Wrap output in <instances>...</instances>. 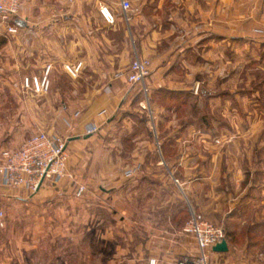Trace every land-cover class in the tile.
Masks as SVG:
<instances>
[{"label":"crops","instance_id":"obj_1","mask_svg":"<svg viewBox=\"0 0 264 264\" xmlns=\"http://www.w3.org/2000/svg\"><path fill=\"white\" fill-rule=\"evenodd\" d=\"M121 1L118 0V6ZM130 1L133 10L128 20L120 8L126 19L123 16L122 20L132 33V49L138 56L154 55L162 44H168L165 59L152 58L147 84L152 92L194 89L199 78L176 82L175 67H186L194 53L199 61L187 65L188 72H199L209 60L204 47H211L216 41L245 50L264 46V0ZM87 2L23 0L17 19L20 38L0 34V94L21 72L31 73L36 68L41 74L48 64L53 66L51 98L29 99L14 106L0 100V110H20V125L15 128L7 125L13 122V113L5 115V123L0 113V162L3 150L18 147L37 130L58 135L69 131L72 134L68 141V168L77 177L74 183L66 185L46 181L32 193L26 188L5 187L0 176V211L6 224L0 227V264H79L68 256L76 255L77 249L61 248L64 240H68L69 246L85 241L86 261L80 264H93L88 262V254H93L94 222L104 221L95 213L97 206L114 210L113 219L120 228L116 259L106 264H150L152 259L156 264H176L180 259L197 256L195 238L183 231L189 219L184 211L190 209L196 213L225 212L228 219L241 225L238 230H227L228 251H209L212 264H264V231L260 230L264 223V155L260 160L256 145L243 151L233 139H228L227 145L219 138L226 145H218L217 152H207L190 147L195 139L189 134H165L158 136L160 150L149 151L153 156L155 153V160L147 163L145 154L139 156L140 177L129 176L127 168L119 165L118 181H94L95 173H102L101 169L96 170L102 155L98 149L90 152L88 147L95 140L101 142L104 135L87 131L94 125L104 129L110 126L116 112L124 108L139 85L128 83L126 66L130 61H120V54L114 55L117 58L109 54L104 60L96 55L102 61L96 59L93 48L97 38L89 32L93 29L89 18L93 10L86 8ZM98 14L104 26H109L99 11ZM188 29L204 31H198L195 39L177 38V31ZM180 46L183 48L179 49ZM230 52L234 57L233 47ZM246 53L253 55L252 50ZM115 59L118 64H114ZM79 60L84 63L81 87L76 82L69 91L57 86L55 79L64 72L62 63ZM94 77L104 80L94 85L89 81ZM79 89L83 94L80 101L72 96L63 98ZM67 119L69 130L63 124ZM258 139L251 136L245 144L249 142L251 146ZM168 144L178 146V150L166 148ZM81 184L87 188L78 197L76 190ZM237 190H241L240 195L234 194ZM207 198H213L211 205L203 203ZM19 222L20 227L15 225ZM35 253L37 257L33 256Z\"/></svg>","mask_w":264,"mask_h":264},{"label":"rangeland","instance_id":"obj_2","mask_svg":"<svg viewBox=\"0 0 264 264\" xmlns=\"http://www.w3.org/2000/svg\"><path fill=\"white\" fill-rule=\"evenodd\" d=\"M117 3L118 0H88L85 6L86 8H91V11L93 10L92 15L89 17L93 22V29L89 32H93V36L95 39L97 38V43H95L93 48V54H95V56L97 55L104 60L107 59L104 57L109 54L113 56L115 54H120V61H130L126 66L128 67L127 70H129L132 61L140 56H138L136 50L134 51L132 49L129 39V36L132 33L127 24L122 20L124 14L120 8L121 6H118ZM103 4L108 5L111 9L113 8L112 5H114L117 9H112L115 17L114 23H108L105 20L109 26H104L105 22L98 14V11L100 12V6ZM131 12L132 11H128L126 13L127 20L128 14ZM116 16H119V18ZM117 18L118 20L120 19L118 23H116ZM123 19H125V16ZM192 22H194L193 19ZM192 24L194 23H191L190 25ZM198 31L204 30H179L177 31L179 34L177 35V38L181 41H187L190 39L189 37L195 39L199 35ZM210 33H212V31L206 32L203 35H209ZM20 36V31H18L15 35H8L7 37L20 38ZM62 36L64 35L62 34ZM165 41L168 40L166 39ZM128 44L131 48H129ZM172 44H174V41H172ZM167 45L168 44H162L159 47L160 51L158 53L156 52L154 55H149L147 57L151 60L154 57L159 59V61L165 59L167 57ZM186 46L187 45H185V50L187 48ZM232 47L235 55L234 57L230 56L232 53L230 52ZM171 48L172 47L169 49ZM181 48H183V46L179 47V49ZM190 50H194V48H191ZM204 50L206 58L209 60H207L208 62L202 66L203 68H200L201 70L199 69V72H188L189 68L187 65L189 66L191 63L199 61L194 53V59H189L190 64L187 63L186 67L185 65H177V67H175L173 78L176 82L185 79L194 81L195 76L199 78L200 82L197 83L195 81L194 89L189 91L190 94H186L187 92L179 94L158 91L153 93L150 92L155 108H152L151 105L150 107L147 106V108H143L140 101H134L135 92L131 98L127 99L124 108L119 109L116 112V115L113 118L114 121L110 126L105 127V129L104 127H98V130L94 134L98 136L104 135V138L101 142L96 140L90 142L91 144L88 147L90 152L93 149H98L100 155H102L100 158L101 162L98 164L99 167L96 166V170L101 169L102 173H95L94 181L103 182L104 184H107V182L118 181L120 177L118 172L119 165L127 168L126 173H128L129 176L140 177L141 172H139L140 167L138 166L140 164L139 156L141 153L145 154V160L147 163L151 160H155V153L153 156L149 151L152 149V151H156L157 153V151L160 150V146L162 145L158 140V136L162 137L165 134L176 135L181 132L185 135L189 134L190 138L195 139L194 142H190V147L194 146V149L199 148L207 152H217L218 145L220 147L226 145L224 142H219V138L225 140L226 143L228 142L227 145H230L228 139H233V141L236 142L235 145L238 149L243 151L245 148H253L254 145H256L255 149L259 150L260 153L259 159H263L264 46H256L254 48L249 47L245 50L240 46L237 47V45L228 46L226 42L219 43L216 41L211 47H204ZM251 50L253 55L247 56L246 52H250ZM236 51H238L237 54ZM97 56L96 59L101 60ZM114 57L117 58V56ZM64 64L65 63H62L61 65L64 72L55 79L57 86L69 91L70 88L73 87L74 82H76L79 87H81L80 84L83 82V79L81 78L82 73L79 77L73 78L65 71ZM114 64H118L116 59L114 60ZM89 69H92V67L89 66ZM39 75L40 74L36 71V68L31 70V73L21 72L18 76L13 78L11 85H4L6 88L3 87L2 89H4L5 92L2 90L0 100L14 106L13 104L15 103L29 99L38 101L40 99L51 98L53 96L50 92L53 82L52 76L50 90L44 95L33 94L31 91L28 92L23 89L22 84L26 77ZM102 80L104 79L97 77L89 79L94 85L97 83L99 85V82ZM146 83L148 84V78ZM81 91L82 90L79 89L78 93L72 95L67 94L65 97L63 95V98L66 99L72 96L73 100L80 101L78 99L83 96ZM140 98L144 101L147 100L145 94L140 96ZM19 111L20 110L15 108L9 111L4 110V108L1 109L0 113L3 118L2 122L5 123L6 114L9 115L10 113H13V122L10 125L8 123L7 125L8 127H19ZM206 120L209 121L208 124L205 122ZM68 123V119L65 123L63 122L64 125H67V129L69 130L70 123ZM182 125L184 129L180 131ZM71 134L72 132L68 131L62 136L69 138ZM251 136L253 138L258 136L259 139L250 146L249 142H247V144L245 143ZM166 148H170L172 151L178 150V146H170V144H168ZM105 154H108V157H106ZM257 168H261V166L257 165ZM67 171L69 176L60 182L63 185L69 184L70 182L74 183L77 180L75 174H73L68 168V162ZM237 192L238 193L234 194H241V190H237ZM187 201L188 200H186V203ZM212 201L213 198H207L203 203L208 206L212 204ZM192 211L193 209H190L189 212L184 211V213H187V219ZM197 212L209 221L222 227L225 232L232 229L238 230L241 227L238 222H233L228 219L225 216V212L218 214L213 211L210 213L204 211ZM95 213L98 214L99 218L103 217L104 221L101 222L100 220L94 222V238L92 240L93 254L92 256L88 254V262L92 261L93 264H106L107 262L115 261L116 259V246L120 241L117 234L120 228L117 225V221L113 219V214H115L114 210L109 211L108 209H103L97 206L95 207ZM246 214L248 215L250 213L246 212ZM20 224L21 222L17 224L15 223L18 227H20ZM243 229L245 230V228ZM260 230L264 231V223ZM67 242L68 240H64L63 243H61V248H69L71 251L77 249L78 253L76 255L69 254L68 256H72L73 261L75 259L79 264L84 263L86 261L85 241L82 240L80 243L72 244L71 246H69V243ZM89 242L90 239L88 240V251L90 249ZM33 256L37 257L38 255L35 253Z\"/></svg>","mask_w":264,"mask_h":264},{"label":"built area","instance_id":"obj_3","mask_svg":"<svg viewBox=\"0 0 264 264\" xmlns=\"http://www.w3.org/2000/svg\"><path fill=\"white\" fill-rule=\"evenodd\" d=\"M23 0H0V34L15 35L19 31L18 17ZM122 10L127 13L133 10L130 0L121 1ZM100 13L108 23H114L112 9L103 4ZM84 67L83 61L65 63V71L73 78L80 76ZM152 60L148 57H136L127 72V81L131 85L141 84L147 100L140 104L143 108L150 107L149 89L146 79L151 73ZM52 64H48L39 76L26 77L22 87L26 91L38 95L49 92L51 87ZM97 126H91L88 134L95 133ZM68 139L62 135L50 134L45 130H37L16 148H8L1 152L0 176L5 187L13 190L26 188L36 193L46 181L60 183L69 176L67 171ZM86 192V186L81 184L76 195L81 197ZM5 225L4 214L0 211V227ZM185 233L193 235L199 248V254L194 257L180 259L176 264H212L209 251L224 239L225 230L209 221L203 215L192 211L183 227ZM150 264H156L152 259Z\"/></svg>","mask_w":264,"mask_h":264},{"label":"trees","instance_id":"obj_4","mask_svg":"<svg viewBox=\"0 0 264 264\" xmlns=\"http://www.w3.org/2000/svg\"><path fill=\"white\" fill-rule=\"evenodd\" d=\"M83 69H84V67H83ZM82 72H83V70H82ZM81 72V73H82ZM150 75V74H149ZM149 77V76H148ZM147 77V78H148ZM147 80V79H146ZM136 85H139L138 86V88H137V90L135 91L136 93H135V97H134V101L136 102H139L140 101V103L142 102V101H144L143 99H141L140 98V96H142V95H144L145 94V92H144V90H143V86L141 85V84H136ZM133 86H135V85H133ZM146 86L148 87V85H147V83H146ZM148 89H149V93L148 94H150L149 95V101H150V105H151V107L152 108H155V106L153 105V101H152V95H151V93L150 92H152L151 90H150V88L148 87ZM165 92V93H175V94H179V93H185V92H170V91H167V90H165V89H158V90H155V91H153V92ZM152 92V93H153ZM186 94H190V92H187ZM146 95V94H145ZM207 124L209 123V121L208 120H206L205 121ZM226 234H228V233H226Z\"/></svg>","mask_w":264,"mask_h":264},{"label":"water","instance_id":"obj_5","mask_svg":"<svg viewBox=\"0 0 264 264\" xmlns=\"http://www.w3.org/2000/svg\"><path fill=\"white\" fill-rule=\"evenodd\" d=\"M213 249L215 251L226 252L229 250L228 241L224 239L221 243L216 244Z\"/></svg>","mask_w":264,"mask_h":264}]
</instances>
